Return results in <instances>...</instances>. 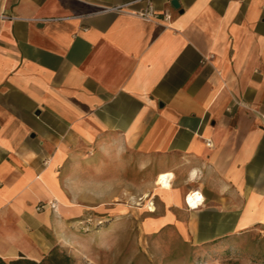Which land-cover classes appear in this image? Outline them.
Returning <instances> with one entry per match:
<instances>
[{
	"label": "crops",
	"instance_id": "obj_1",
	"mask_svg": "<svg viewBox=\"0 0 264 264\" xmlns=\"http://www.w3.org/2000/svg\"><path fill=\"white\" fill-rule=\"evenodd\" d=\"M173 1L0 0V255L38 258L69 220L121 225L110 202L140 170L174 174L150 232L264 229V0Z\"/></svg>",
	"mask_w": 264,
	"mask_h": 264
},
{
	"label": "rangeland",
	"instance_id": "obj_2",
	"mask_svg": "<svg viewBox=\"0 0 264 264\" xmlns=\"http://www.w3.org/2000/svg\"><path fill=\"white\" fill-rule=\"evenodd\" d=\"M131 177L130 172L125 175L123 186L117 187L121 195L110 202L121 203L126 213L120 217L121 225L104 229L100 226L109 222L103 219L69 220L57 239L53 232L43 231L41 237L46 243L36 259L57 246L73 257L72 264H264V229L199 243L168 230L150 232L148 223L152 219H146L152 211L150 205L156 209L152 191L159 185L147 180L145 170L139 171L137 184L130 182ZM18 256L4 257L9 260Z\"/></svg>",
	"mask_w": 264,
	"mask_h": 264
},
{
	"label": "built area",
	"instance_id": "obj_3",
	"mask_svg": "<svg viewBox=\"0 0 264 264\" xmlns=\"http://www.w3.org/2000/svg\"><path fill=\"white\" fill-rule=\"evenodd\" d=\"M107 10H115V11L125 12L128 9L125 8V6H118V7L107 8ZM135 13H137L138 15H140L141 17H143L147 20H152V19H157V18H163L165 20H170L172 17V14L170 12H168V11L158 12V11L154 10L152 7H148L147 9H144L141 11H135ZM208 145H211V141H208ZM161 175L162 174H160L159 176H161ZM168 180L170 181V183L172 185L174 177L170 176V177H168ZM185 202H186V205L189 209L194 210V209H198L199 207H201L204 204L205 197L200 190H190L185 196ZM43 206L44 205H40V207L38 209H41ZM50 206L53 209H56L57 204H56V202H51Z\"/></svg>",
	"mask_w": 264,
	"mask_h": 264
},
{
	"label": "trees",
	"instance_id": "obj_4",
	"mask_svg": "<svg viewBox=\"0 0 264 264\" xmlns=\"http://www.w3.org/2000/svg\"><path fill=\"white\" fill-rule=\"evenodd\" d=\"M73 257L61 251L57 246L42 259L31 258L21 253L18 257L7 260L0 255V264H72Z\"/></svg>",
	"mask_w": 264,
	"mask_h": 264
},
{
	"label": "bare ground",
	"instance_id": "obj_5",
	"mask_svg": "<svg viewBox=\"0 0 264 264\" xmlns=\"http://www.w3.org/2000/svg\"><path fill=\"white\" fill-rule=\"evenodd\" d=\"M174 177L173 172H168V173H162L161 176H158L157 180H156V185H159V187L161 189H171V183L168 180V177ZM149 194L146 193L145 197H147ZM149 206V203L147 205V207ZM151 210H155V207L153 205H150Z\"/></svg>",
	"mask_w": 264,
	"mask_h": 264
},
{
	"label": "water",
	"instance_id": "obj_6",
	"mask_svg": "<svg viewBox=\"0 0 264 264\" xmlns=\"http://www.w3.org/2000/svg\"><path fill=\"white\" fill-rule=\"evenodd\" d=\"M173 3H174V5H175L176 7H179V4H178L177 0H174Z\"/></svg>",
	"mask_w": 264,
	"mask_h": 264
}]
</instances>
